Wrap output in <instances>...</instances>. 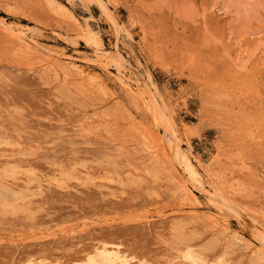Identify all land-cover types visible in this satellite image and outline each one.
<instances>
[{"label": "rangeland", "instance_id": "374dc122", "mask_svg": "<svg viewBox=\"0 0 264 264\" xmlns=\"http://www.w3.org/2000/svg\"><path fill=\"white\" fill-rule=\"evenodd\" d=\"M59 1L83 24L89 17L106 50L117 45L138 76L150 72L184 126L169 140L191 152L210 193L264 226V0H104L132 36L88 0ZM0 20V264H87L101 246L129 264H194L188 255L264 264L244 241L228 243L251 238L239 217H221L228 236L187 218L196 210L151 152L166 140L164 126L132 103L112 68L87 61L94 55L66 11L55 1L0 0ZM8 25L34 37L19 39ZM44 49L62 58L59 73ZM70 57L89 80L68 71ZM205 196L201 213L215 212Z\"/></svg>", "mask_w": 264, "mask_h": 264}, {"label": "bare ground", "instance_id": "6f19581e", "mask_svg": "<svg viewBox=\"0 0 264 264\" xmlns=\"http://www.w3.org/2000/svg\"><path fill=\"white\" fill-rule=\"evenodd\" d=\"M49 1H55L58 5V8H61L64 11H66L69 14V16L75 20L76 25L80 29H82L83 31L82 38L84 39V42H86L87 48L90 47L92 54L94 55V58L87 59V61L91 63L96 62L98 66H101V68H103L105 71H109V69L112 68L115 71V77H114V74H113V77L115 78L116 83L125 92V94L130 98L132 103L133 104L135 103L134 105L138 106L139 108L140 106H144V108L145 107L148 108L149 106L150 108H152L151 110H153L154 115L156 114L157 118H159L160 123L164 126V130L166 133V140L163 139L162 136H161V141H158L159 139L157 140L155 139L156 144L154 145V150L151 152H152V155L155 154L156 156H158V160L161 159V161L164 163L165 168L166 167L170 168V170L169 168L168 170L166 168V170L170 172L169 173L170 175H172L171 173L175 174V176L174 175L173 176L175 177L177 182L176 181L174 182L179 183V188L181 189V192H183L186 196H188L187 200L189 199L191 201L189 202L191 203L190 208L193 210H196L194 212L196 216L194 214L192 216L187 215L188 216L187 218H193V217L197 218L198 216L203 217L208 221L209 225H211L212 228L216 232L223 230L224 233H226L227 235L229 228L228 226L222 223L221 217L223 215L228 217L229 216L227 215L228 213L230 215L239 217L240 224L244 227L250 228L251 238L248 239L246 237L247 238L246 239L245 237H239L238 234H236V235H232V237H228L229 238L228 243L230 242V244L232 245H241V242L244 241L245 246H246L245 248L249 249V252L250 251L253 252V254L255 255L256 262H264V226L261 223H259L257 220H250L248 218L244 219L242 214L236 211L233 203L231 202L229 198L224 197L219 192L210 193V191L207 190L206 188V185H207L205 184L206 182H204L203 179L199 176V169L194 164V161L192 160L193 158L191 156L193 155L190 152L191 150L189 151L190 153H188L184 151V149L182 148L180 144V141L178 140L170 141L169 140L170 138L169 136L176 138V133L182 132V130L184 129V126L181 128L180 125L177 124L175 118L173 117L171 113L170 106L168 105V103L165 101L164 97L160 93L156 83L152 79V75L150 74V72H147V76H146L147 80L143 78L145 80L144 81L141 75L138 76V74L132 70L131 68L132 66L130 67L128 66L129 64H125V62L123 61L125 58L124 59L122 58V55L119 52L120 51L119 47L117 45L114 44L115 46L111 50H106L100 31L94 29L91 26L89 17L83 18V21H84V24H83L81 20L75 14L71 12V10L66 4H63L59 0H49ZM87 2H89L90 5H93L99 8L101 13L104 15V18L109 22V24H111L110 26H112L116 30V32H120L121 30L127 31L128 33L130 32L128 27L126 25H123L122 22L118 20L117 16L115 15V12L113 11V9L109 7V4L107 1L88 0ZM4 24H5L4 21L0 20V26L4 27L5 26ZM5 29L7 31L9 30L8 31L9 33H11L12 35L22 40H26V39L28 40L29 38L34 37V32L32 30L28 28L26 29L21 26L8 25L6 26ZM129 35L132 36L130 33ZM51 51L52 50L50 51H48V49L46 50L47 57L49 59L48 64H49V67H51L57 72L56 68L58 69L60 68V66H62V64H60V60L62 58L60 59L59 55L57 54V51L56 53H53ZM69 59H70L69 62L68 61L65 62V66L67 67L68 71H71L74 74H77L78 76H84L87 71L85 72V69H83L81 66H79V64H77L79 61L81 62V60L79 58H72V57H70ZM77 59L79 61H76ZM91 76H94V75L91 74ZM85 77L87 80H89L86 75ZM95 77L96 75L94 76V78ZM97 79L99 81V78ZM98 81L97 82L93 81V82L98 83V84L99 83L102 84L100 81L103 82L102 79L99 82ZM104 82L106 83L105 79H104ZM146 110L148 111V109ZM189 147L191 148V146ZM160 156L162 158H160ZM196 160H197L196 162L197 163L199 162V165L203 167V164L200 163L198 159ZM165 163H167L168 165L165 166ZM24 179L25 178H23V180ZM19 184L17 183L16 186H18ZM21 185L19 186L22 187ZM36 185L32 186V188L34 187L36 188ZM41 185L43 186L42 183ZM215 187L217 190H219L217 186ZM199 194H201L202 197H203V194L208 195L207 197L205 196V198L207 202L209 203V205L213 207L215 212L212 211L213 213H209V212L201 213L203 211L202 210L203 205L207 203L205 201H204L205 204L203 203V201L201 202V199H200L201 197H199ZM29 208H31V206ZM215 231H214V234L216 233ZM229 233H231V231ZM192 257H193L192 255H188V258L194 264H208L207 262L197 260L196 257L195 258H192ZM129 263H130L129 259L123 256H120L119 252L116 250H109L106 246L95 248L94 255L89 257L88 262H87V264H129ZM27 264H40V263L36 261H28Z\"/></svg>", "mask_w": 264, "mask_h": 264}]
</instances>
